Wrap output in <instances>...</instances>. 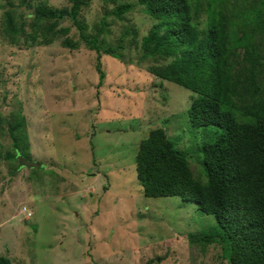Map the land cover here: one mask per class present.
Instances as JSON below:
<instances>
[{
    "label": "rangeland",
    "instance_id": "374dc122",
    "mask_svg": "<svg viewBox=\"0 0 264 264\" xmlns=\"http://www.w3.org/2000/svg\"><path fill=\"white\" fill-rule=\"evenodd\" d=\"M120 1L132 5L122 19L111 13L118 1L89 0L80 11L87 35L100 30L104 49L120 55L102 52L99 85L97 52L72 20L50 29L44 17L33 19L70 0H0V115L23 118L20 147L30 157H19L20 166L0 157V255L12 264H228L220 239L200 241L216 232L213 215L177 196L142 193L135 155L150 129L163 127L204 182L201 144L215 128L193 126L189 90L148 71L141 40L154 20L139 0ZM6 9L15 14L13 42ZM131 28L137 41L121 40ZM0 142L2 153L12 146L8 133Z\"/></svg>",
    "mask_w": 264,
    "mask_h": 264
},
{
    "label": "trees",
    "instance_id": "16d2710c",
    "mask_svg": "<svg viewBox=\"0 0 264 264\" xmlns=\"http://www.w3.org/2000/svg\"><path fill=\"white\" fill-rule=\"evenodd\" d=\"M88 1L70 0V7L59 12L38 9L33 19L44 17L54 29L57 21L70 18L86 45L97 52L100 85L105 75L99 60L102 52L120 55L112 47L104 49L100 30L87 35L80 11ZM109 1L120 2L111 13L121 19L132 7L129 2ZM139 2L154 20L142 36L140 58L152 61L148 71L154 76L189 90L187 115L193 126L215 128L213 137L201 144L204 182L194 177L185 154L163 127L150 129L135 155L142 193L195 202L218 225L216 232H203L200 241L220 239L228 264H264V0ZM230 3L232 8L225 10ZM13 13L12 9L3 13L4 33L11 42L17 30L12 28ZM100 22L98 26L106 24ZM135 29L124 32L121 40L129 34L136 42ZM23 121L13 112L0 115V137L8 133L12 140L5 153L0 142V157L19 166L23 165L19 157L30 159L28 149L20 147ZM0 264L12 262L0 255Z\"/></svg>",
    "mask_w": 264,
    "mask_h": 264
},
{
    "label": "built area",
    "instance_id": "2783aa9c",
    "mask_svg": "<svg viewBox=\"0 0 264 264\" xmlns=\"http://www.w3.org/2000/svg\"><path fill=\"white\" fill-rule=\"evenodd\" d=\"M22 214H25L27 216H31V211L27 210V208L25 206H23L22 208H20L19 210Z\"/></svg>",
    "mask_w": 264,
    "mask_h": 264
},
{
    "label": "crops",
    "instance_id": "0c3cea01",
    "mask_svg": "<svg viewBox=\"0 0 264 264\" xmlns=\"http://www.w3.org/2000/svg\"><path fill=\"white\" fill-rule=\"evenodd\" d=\"M27 208V207H26ZM27 210H29L28 208H27Z\"/></svg>",
    "mask_w": 264,
    "mask_h": 264
},
{
    "label": "clouds",
    "instance_id": "9594fccd",
    "mask_svg": "<svg viewBox=\"0 0 264 264\" xmlns=\"http://www.w3.org/2000/svg\"><path fill=\"white\" fill-rule=\"evenodd\" d=\"M26 207V206H25ZM30 211V210H29ZM32 213V212H31Z\"/></svg>",
    "mask_w": 264,
    "mask_h": 264
}]
</instances>
